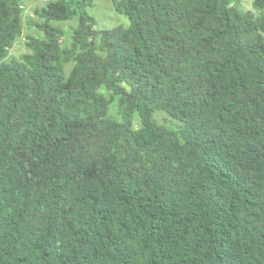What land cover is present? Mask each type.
Masks as SVG:
<instances>
[{
	"label": "trees",
	"instance_id": "obj_1",
	"mask_svg": "<svg viewBox=\"0 0 264 264\" xmlns=\"http://www.w3.org/2000/svg\"><path fill=\"white\" fill-rule=\"evenodd\" d=\"M79 1L0 0V264H264V0Z\"/></svg>",
	"mask_w": 264,
	"mask_h": 264
},
{
	"label": "rangeland",
	"instance_id": "obj_2",
	"mask_svg": "<svg viewBox=\"0 0 264 264\" xmlns=\"http://www.w3.org/2000/svg\"><path fill=\"white\" fill-rule=\"evenodd\" d=\"M20 6L22 7V20H21V34L15 40L12 47L8 50L7 60L14 59L18 60L22 55L27 53L25 46L26 39L31 36L41 37L42 34L39 33L33 26L35 23H38V19L34 15V10L45 5V3L55 1V0H19ZM79 0H67L68 10L74 14H78ZM253 0H236L237 6L244 11L253 13L255 16L258 15V12L252 7ZM85 14L91 16L95 20L94 29L97 30H107L115 27H128L129 20L124 14H117L113 10L110 0H91V5L85 7ZM78 17H74L67 22L51 23L52 26L61 29L64 32V38L62 39L61 46L63 47L69 40L71 31L77 26ZM116 104L113 103L109 107L108 115L120 121L117 115ZM155 120L160 125L169 128H175L178 123L171 120L164 113H156ZM133 129H137L139 126V121L136 115L133 116Z\"/></svg>",
	"mask_w": 264,
	"mask_h": 264
}]
</instances>
